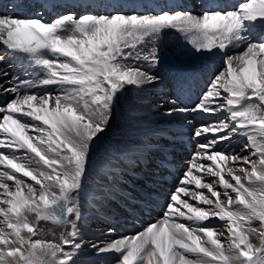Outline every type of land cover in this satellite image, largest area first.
<instances>
[{"label":"snow or ice","instance_id":"snow-or-ice-1","mask_svg":"<svg viewBox=\"0 0 264 264\" xmlns=\"http://www.w3.org/2000/svg\"><path fill=\"white\" fill-rule=\"evenodd\" d=\"M211 3L127 12L91 0L103 14L51 22L40 10L0 15V96L12 97L0 106V264H80L86 212L101 213L146 158L135 125L115 136L113 122L133 93L124 110L138 120L137 101L160 84L165 31L224 58L192 107L172 99L164 113L209 123L192 133L196 151L163 215L91 247L116 264H264V0ZM235 138L240 152L228 150Z\"/></svg>","mask_w":264,"mask_h":264},{"label":"bare ground","instance_id":"bare-ground-1","mask_svg":"<svg viewBox=\"0 0 264 264\" xmlns=\"http://www.w3.org/2000/svg\"><path fill=\"white\" fill-rule=\"evenodd\" d=\"M4 1H7V0H4ZM164 36H167V35H163L162 38L160 39L158 43L159 49L161 47H164L173 56L176 57L177 52L173 50V48H175V42L173 40L166 39ZM163 51L164 53H168L165 50ZM183 54H186V51H184ZM9 63L13 64V67L10 69L12 74L20 76L21 78H24V73H23L22 68L16 65L14 61L10 60ZM191 65L196 67L197 63L193 62ZM0 67H2V65H0ZM170 76H173V75H170ZM3 80L4 78L0 77V83H3ZM5 86L8 87L9 85H5ZM153 95H156V94L151 93L150 94L151 99L155 98V96ZM134 97H135V94L133 93L128 99H125L123 101L124 109L127 108L129 101L134 99ZM11 98L12 97L10 96H0V106H2L4 103L7 102V100ZM147 101L148 100L137 101L136 106L138 108V111L136 112V116L139 117L138 120H129L128 113L124 110V112L120 114L119 116H117L113 122V129H114L113 135L115 136H119L121 134L120 129H124L127 131L130 130L133 124L135 125L136 129L139 130L138 135L144 133V136L145 135L148 136L146 139L139 137V139L143 142L148 141V142L143 143V146L140 149L141 151H143L144 156L148 160V163H145L142 161V163L138 167L135 168L139 170V172L141 173L140 175L143 176L144 178L148 177V170L153 169V168H155L154 170L158 169L154 166L155 164L153 165L152 163L154 158L151 160V158L148 157L149 155L156 156L155 158H158L157 155H159L163 150L164 151L176 150V151H172L173 154L171 155V159L169 161L170 164H173V166H176L175 163L173 162V158H172L173 155L181 154V156L183 155L185 156L187 152L193 151V153H188L186 155L187 159H189L188 160L189 162L194 152L196 151L195 141L191 138V135L188 136L189 134L188 130H191L190 128L195 127L196 124L194 123L193 125L188 126L189 124L188 121L184 117L179 116V115H175L171 118L165 116L164 115L165 111L172 106L168 100H161L158 102H153L152 104H149ZM154 104H158L159 108L155 109ZM167 120H171L174 122L168 123ZM177 120H182V122H177ZM163 126L169 129L167 133L162 132V130L164 129L162 128ZM166 137L168 139H166ZM236 139L237 138L233 140L231 147L228 149L229 151H231L232 149H235L236 152H240V149L243 143L246 142L243 140L238 141ZM2 151H7V149H0V152ZM241 155H247V153H241ZM188 162L181 163L182 165L178 166L175 172L176 175L174 176V179H172L174 181H171L170 178L168 180V176H170L171 174L168 173L169 171L167 169H163V171H166V172H162V173H167V177L160 176V175H154L155 179L152 181V183L150 182V186L152 185L153 188L148 190V193L149 194L152 193L151 191H154L155 193H157L158 195H156L155 197H151V198H156V201H153V202L140 201L142 200L139 197V196H142L140 193L145 194V188L148 187L149 179L146 180L147 185H145L141 179H134V178L131 179L127 177V188L123 190V193L125 192L127 194V198L129 199V202L131 201V202L137 203V204L135 203L134 205H132V207H140L144 204H149L151 206H154V204H151V203L156 202V204L158 205V207L155 208L157 209L156 212L154 214L152 213V215H149L145 218L146 220H154L155 222L157 220L155 215L156 216L160 215L161 210L162 212H164L165 205L168 200V197H167V198H164V201H161L163 199V192L166 191L167 194H170L173 191H175V189L179 185V182L181 180V177L183 176L184 171L188 167ZM148 165H151V167H148ZM142 167L143 169L147 171H141L140 168L142 169ZM179 172H182V173H179ZM225 172H226V169H225ZM164 177H166L165 178L166 181L162 180L164 179ZM129 180L131 181L130 183H132V185L128 182ZM137 183H140L143 186V190H141L138 187L136 188L134 187V185ZM120 188L122 190L123 187H120ZM203 191L206 192V190H203ZM185 199H189V197H185ZM113 200L118 201V198L113 196ZM190 202L194 203V201H191V200ZM125 203L126 201H123V200H120L119 202V204L124 207V210L127 211L128 209H130L131 204L128 202L126 204ZM115 204L116 203L112 204L111 202L109 204V207L111 206L116 207ZM122 213H123V209L121 207L120 209L116 207L115 211L112 212V214H110L109 212H106L105 221H108L110 219L119 218V222L121 224H124L126 220V215H121ZM137 214H140L142 217L144 216L143 211ZM161 215H163V213H161ZM97 216L98 215L92 211H88L86 214V218L88 219V222L94 221L95 218H97ZM45 225L47 227H51V225H48V224H45ZM81 226H82V223H81ZM110 232L111 231L109 227H107V225H104V226L94 227L93 232L81 233L82 238L85 241V244H84V249L79 257L80 264H95V263L113 264L112 262L115 261L114 257L97 256L96 250L91 247L92 243L108 242V241L116 239L115 235L117 236L118 233L116 232V234H114L113 236H110V235L108 236V233ZM83 234H85L84 235L85 237H83ZM131 235L133 234H130V236Z\"/></svg>","mask_w":264,"mask_h":264},{"label":"rangeland","instance_id":"rangeland-1","mask_svg":"<svg viewBox=\"0 0 264 264\" xmlns=\"http://www.w3.org/2000/svg\"><path fill=\"white\" fill-rule=\"evenodd\" d=\"M81 224V223H80ZM80 226V225H79ZM44 227L45 228H48L46 225H44ZM113 264H115L116 263V260L114 261V262H112ZM95 264H97V263H95Z\"/></svg>","mask_w":264,"mask_h":264}]
</instances>
